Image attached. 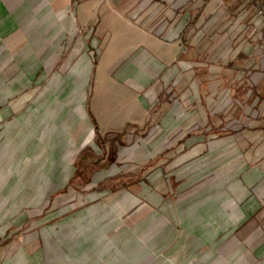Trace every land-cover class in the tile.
<instances>
[{
    "label": "crops",
    "instance_id": "1",
    "mask_svg": "<svg viewBox=\"0 0 264 264\" xmlns=\"http://www.w3.org/2000/svg\"><path fill=\"white\" fill-rule=\"evenodd\" d=\"M194 4L0 0V264H264V55Z\"/></svg>",
    "mask_w": 264,
    "mask_h": 264
},
{
    "label": "rangeland",
    "instance_id": "2",
    "mask_svg": "<svg viewBox=\"0 0 264 264\" xmlns=\"http://www.w3.org/2000/svg\"><path fill=\"white\" fill-rule=\"evenodd\" d=\"M193 6V10L196 11L197 15L200 19L197 22V26L193 27L199 30L215 31L213 39L223 40L228 34H233L234 31L239 33L240 39L243 43L245 41L250 45L248 47V51L246 55H236L234 57V63L238 66V64H242V62L247 61V63L253 62L254 59L258 60V56L264 55V0H195L194 5L187 6L183 13L189 12L190 7ZM189 9V10H188ZM262 11V12H261ZM199 12V13H198ZM106 15V14H105ZM187 23L188 27H191L190 21ZM115 29V28H114ZM236 34V33H235ZM261 37V40H258V37ZM211 38V39H212ZM239 38V37H237ZM258 38V39H257ZM210 39V40H211ZM226 39V38H225ZM256 39V40H255ZM212 41V40H211ZM261 43L262 48L258 53L254 46ZM105 49V48H103ZM97 52V51H96ZM93 55V54H92ZM231 55V53H230ZM228 54V56H230ZM94 56V55H93ZM118 56L111 52H105L101 61L100 67L96 69L94 73V79L91 84L90 94L93 97L97 98L96 91L97 87L101 82L107 83V75L106 73L111 70L117 61ZM230 59H226L225 63H227ZM250 61V62H248ZM222 70V69H220ZM228 72V70H223ZM247 71H254L247 69ZM262 71V70H261ZM264 77V71L261 72ZM251 76V74H250ZM254 84V83H253ZM249 80L245 82L242 86H231L229 89V93L234 96L236 94V100H232V108L231 113L233 115L237 114V110L239 108V102L246 100V102L251 101V98L254 97L255 94V86ZM210 88L208 94L223 92V86L219 85L217 82L215 84H205ZM207 94V93H204ZM207 104L211 109L221 110V103L219 101H207ZM249 104V103H248ZM155 108V107H154ZM217 117L214 119L215 121L220 122L221 114L218 113ZM220 119H219V118ZM253 120V117L249 116V119L245 122L246 124L250 123ZM218 135V134H217ZM80 188H90V184H82L80 183Z\"/></svg>",
    "mask_w": 264,
    "mask_h": 264
},
{
    "label": "trees",
    "instance_id": "3",
    "mask_svg": "<svg viewBox=\"0 0 264 264\" xmlns=\"http://www.w3.org/2000/svg\"><path fill=\"white\" fill-rule=\"evenodd\" d=\"M89 114H90V116L92 118V121L94 123L96 133H97V135L99 137L100 134H99L98 123H97L96 119L94 118V116L90 112H89ZM98 142H100V141L98 140ZM100 145H101V143H100ZM83 154L85 155L86 152L84 151V153H82V155ZM99 165H100V162H98V161L91 162L90 164L86 165L85 168L81 167V165L78 164L76 175L72 178V180L70 182V186L76 187V188H80V186H81L80 183L85 184V185L89 184L90 181H91V176H87L88 173L85 174V172L87 170H90V172H92V170H94V168L98 167Z\"/></svg>",
    "mask_w": 264,
    "mask_h": 264
},
{
    "label": "built area",
    "instance_id": "4",
    "mask_svg": "<svg viewBox=\"0 0 264 264\" xmlns=\"http://www.w3.org/2000/svg\"><path fill=\"white\" fill-rule=\"evenodd\" d=\"M262 12V11H261Z\"/></svg>",
    "mask_w": 264,
    "mask_h": 264
}]
</instances>
